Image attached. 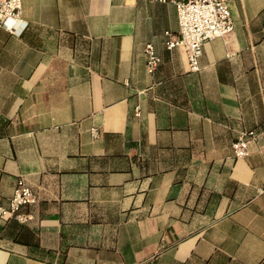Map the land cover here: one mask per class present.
Instances as JSON below:
<instances>
[{
	"label": "crops",
	"instance_id": "0c3cea01",
	"mask_svg": "<svg viewBox=\"0 0 264 264\" xmlns=\"http://www.w3.org/2000/svg\"><path fill=\"white\" fill-rule=\"evenodd\" d=\"M229 7L192 72L169 0H22L25 31L0 26V202L20 177L37 201L0 218V264H264V0Z\"/></svg>",
	"mask_w": 264,
	"mask_h": 264
},
{
	"label": "built area",
	"instance_id": "2783aa9c",
	"mask_svg": "<svg viewBox=\"0 0 264 264\" xmlns=\"http://www.w3.org/2000/svg\"><path fill=\"white\" fill-rule=\"evenodd\" d=\"M167 1V0H161ZM176 8L178 16V32H166L167 49L182 46L187 57L188 68L192 72L201 69L200 57L203 44L218 36H224L233 30L234 24L229 7L230 0H169ZM0 26L10 33L20 35L27 28L28 22L22 15V0H0ZM146 56V71L153 74L160 63V57L154 46L147 43L144 46ZM135 113L139 114L136 107ZM96 129L92 133L96 135ZM256 137L254 130L239 133L232 142V149L236 157L248 155V145ZM37 201L35 192L23 178L17 180L13 194L7 204L0 202V218H16L25 223L32 219V214L24 209Z\"/></svg>",
	"mask_w": 264,
	"mask_h": 264
},
{
	"label": "trees",
	"instance_id": "16d2710c",
	"mask_svg": "<svg viewBox=\"0 0 264 264\" xmlns=\"http://www.w3.org/2000/svg\"><path fill=\"white\" fill-rule=\"evenodd\" d=\"M24 31H25V30H24ZM24 31H23V32H24ZM23 32H22V33H23Z\"/></svg>",
	"mask_w": 264,
	"mask_h": 264
}]
</instances>
